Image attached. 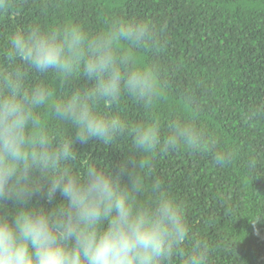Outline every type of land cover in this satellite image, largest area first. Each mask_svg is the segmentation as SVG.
I'll list each match as a JSON object with an SVG mask.
<instances>
[{
    "label": "clouds",
    "instance_id": "9594fccd",
    "mask_svg": "<svg viewBox=\"0 0 264 264\" xmlns=\"http://www.w3.org/2000/svg\"><path fill=\"white\" fill-rule=\"evenodd\" d=\"M16 7L0 0V16ZM166 44L150 18L126 15L106 17L96 30L66 18L7 34L0 46V264H210L201 220L190 217L199 208L172 193L153 160L181 151L226 170L240 145L207 126L190 91L161 117L168 82L151 58ZM125 100L138 118L123 111ZM240 119L248 130H264V98ZM92 140L125 141L118 166L80 168L76 145ZM245 168L254 179L264 175V151L250 153ZM40 194L50 206L30 203ZM262 217L251 222L257 235Z\"/></svg>",
    "mask_w": 264,
    "mask_h": 264
},
{
    "label": "trees",
    "instance_id": "16d2710c",
    "mask_svg": "<svg viewBox=\"0 0 264 264\" xmlns=\"http://www.w3.org/2000/svg\"><path fill=\"white\" fill-rule=\"evenodd\" d=\"M10 15L0 16V46L15 27L72 19L91 30L113 15L150 18L163 29L164 53L151 59L163 65L167 92L159 105L166 119L185 91L204 105L201 119L231 144L240 145L237 161L226 170L214 168L209 156L181 151L157 155L156 174L187 208L199 212L200 234L212 246L210 264H264V175L253 178L245 161L259 148L264 130L241 124V114L264 98V0H15ZM39 78V77H35ZM80 83H83L81 81ZM123 111L138 118V108L125 100ZM80 168L88 164L118 166L126 142L105 146L92 140L77 144ZM264 172V169L261 170ZM57 194L55 200H60ZM50 206L43 194L30 203ZM190 227L193 224L189 223Z\"/></svg>",
    "mask_w": 264,
    "mask_h": 264
}]
</instances>
